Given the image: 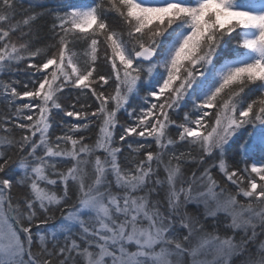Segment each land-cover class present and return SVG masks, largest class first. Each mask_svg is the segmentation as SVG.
<instances>
[{"label": "snow or ice", "instance_id": "obj_1", "mask_svg": "<svg viewBox=\"0 0 264 264\" xmlns=\"http://www.w3.org/2000/svg\"><path fill=\"white\" fill-rule=\"evenodd\" d=\"M20 3L0 0V72L27 70L0 80V264H264L245 159L264 155V0Z\"/></svg>", "mask_w": 264, "mask_h": 264}, {"label": "trees", "instance_id": "obj_2", "mask_svg": "<svg viewBox=\"0 0 264 264\" xmlns=\"http://www.w3.org/2000/svg\"><path fill=\"white\" fill-rule=\"evenodd\" d=\"M56 2V0H39V3L41 4H45L46 6L48 7H51L54 3ZM69 2H80V0H69ZM86 2L88 3H92L93 0H86ZM29 4H30V0H21V3H20V8H19V11L20 13H23L25 11H28L29 10ZM19 18V16H18ZM48 18H45L44 20H41L39 22V26L41 27V29H46L47 25H48ZM43 34V32H42ZM233 36H235V33H233ZM13 40H16V36L14 35L12 37ZM236 46V41L233 39L229 45V47H235ZM101 51L103 52V48L101 49ZM19 71H16L15 70V67H13V69L11 70V72H9L8 70H5L4 72H0V80H4V81H7V80H10V79H19L21 81L27 79V76H26V69L24 67V64L23 62L21 63V65L19 66ZM102 70L107 72L109 71V67L107 64H103L102 65ZM195 87V86H194ZM109 91H111V89H109ZM144 94V91L141 90L140 91V96H142ZM137 97L134 96L131 100H130V103L132 104H138L139 101L136 100ZM183 103H186L187 104V108H184L183 105L180 109L181 113H183L184 111H187L188 109L191 108V102L188 101L187 97L185 98V101ZM93 107H95L93 105ZM6 108V102L3 100L2 97H0V111H4ZM215 110H213L214 112ZM118 116L120 117V120L122 123L124 122H127L128 118L127 116L123 113V112H120L118 113ZM211 119V118H209ZM95 132H96V129L93 128L92 132L89 133V135L91 137H95ZM117 132H119V128L117 129ZM57 135L61 134L59 130H56V133ZM17 135H19V132H17ZM228 159H229V162L233 165V166H236L237 164H239L241 167L243 166V164L240 163V157L235 155L233 150H229L228 151ZM246 159V162L248 164H251L253 162H258V161H264V155H262L259 151H257L255 154H253L252 156H249ZM235 189H233L234 191Z\"/></svg>", "mask_w": 264, "mask_h": 264}, {"label": "rangeland", "instance_id": "obj_3", "mask_svg": "<svg viewBox=\"0 0 264 264\" xmlns=\"http://www.w3.org/2000/svg\"><path fill=\"white\" fill-rule=\"evenodd\" d=\"M161 71H162V69H161ZM145 95V92H144V94L142 95V96H144ZM142 96H140V97H142ZM136 100H138L139 101V103L138 104H140L142 101L137 97V99Z\"/></svg>", "mask_w": 264, "mask_h": 264}]
</instances>
